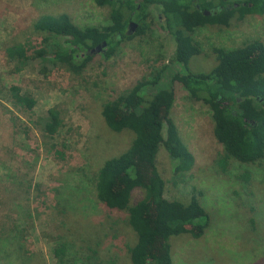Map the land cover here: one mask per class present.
<instances>
[{
  "label": "rangeland",
  "instance_id": "1",
  "mask_svg": "<svg viewBox=\"0 0 264 264\" xmlns=\"http://www.w3.org/2000/svg\"><path fill=\"white\" fill-rule=\"evenodd\" d=\"M110 9V2L97 6L93 0H0V235L7 236L13 227H19L28 264H57L53 249L58 240L70 243L71 251L80 250L83 257L93 249L104 261L131 264L124 244L132 246L137 238L125 212L109 214L93 194V202L62 214L58 196L63 175L70 168L96 171L133 141L131 131L110 129L102 115V104L175 58L176 41L165 28L161 8L152 7V31L122 41L109 59L99 56L86 62L81 77L65 69L67 58L60 59L59 65H48L44 73L33 58L34 51L45 45L43 36L33 27L42 14L59 16L66 24L84 25L109 18ZM92 38L93 48L101 45L100 35L93 33ZM194 39L201 45V52L194 55L190 66L205 71L215 63V46L264 41V14H248L241 20L225 17L202 26ZM9 48L14 50L13 55L8 53ZM180 68L177 65L173 70ZM11 85L31 94L35 107L30 110L17 105ZM51 107L60 111L63 120L57 133L39 122ZM114 115L119 117L121 113L114 110ZM170 115L192 154V165L176 172L162 146L156 167L140 164L145 181L152 182L157 173L161 174L168 197L189 201L195 195L204 200L211 217L210 226L200 237L193 228L170 239L174 264H263L259 233L240 227L246 228L247 217L239 214L237 201L230 209L226 205L233 189L240 190L234 173L241 168L232 167L225 173L220 169L218 161L224 149L215 137L210 107L177 88ZM263 185L255 180L253 187L260 190ZM135 197H142L141 190ZM156 205V200L149 204L152 221ZM256 243L261 257L255 251ZM150 252L161 256L163 245L155 244ZM26 261L22 259V264Z\"/></svg>",
  "mask_w": 264,
  "mask_h": 264
},
{
  "label": "trees",
  "instance_id": "2",
  "mask_svg": "<svg viewBox=\"0 0 264 264\" xmlns=\"http://www.w3.org/2000/svg\"><path fill=\"white\" fill-rule=\"evenodd\" d=\"M93 1L97 6L110 2L109 18L84 25L66 24L52 14H42L35 20L33 27L45 42L34 51L33 57L41 73L48 65H59L60 59L67 58L63 65L65 69L81 77L86 62L99 56L109 59L116 54L122 41L152 31V7L157 5L161 8L166 30L176 41V54L169 64L136 79L125 92L103 102L102 115L110 129L131 131L134 139L125 151L107 158L96 171L89 167H72L66 171L58 196L60 212L65 214L86 206L85 203L94 201L91 198L94 194L96 202L109 214H127V223L137 238L132 246L124 244L131 264H174L170 239L193 228L198 230L195 235L200 237L210 226L209 211L204 200L195 195L189 201L168 197L164 177L157 173L152 182H146L140 164L149 163L156 167L163 146L176 172L192 165V154L170 115L176 90L183 88L190 98L211 109L214 134L224 149L218 161L220 169L225 173L232 167L241 168L234 173L240 190L233 189L226 205L230 209L237 201L239 214L247 217L246 228L240 227L248 232H258L259 244L264 248V185L260 190L253 187L255 180L264 184V41L255 39L237 47L215 46V63L211 67L197 71L190 66L194 55L201 52V45L194 39L198 29L218 23L225 17L241 20L248 14L263 15L264 0ZM129 21L137 23L135 33L127 32ZM93 33L101 36L102 43L107 42L105 51L90 53ZM7 50L14 54L12 48ZM177 65L180 70H173ZM9 89L17 105L30 110L35 107V98L22 92L20 86L11 85ZM114 110L121 115L116 117ZM46 113L39 119L40 124L57 133L63 125L60 111L51 107ZM138 190L142 192L141 198L135 197ZM152 200L157 201L153 221L148 216ZM21 232L16 226L11 229V234L0 235V250L4 253L0 262L22 264V259H26L29 263V256L24 254L25 241L21 239ZM155 244L163 245L161 256L151 254ZM259 244L255 251L261 257ZM90 251L85 257L80 250L73 253L70 243L64 240H58L53 249L57 264L113 263L112 260L99 259L96 250ZM262 257L261 263L264 264Z\"/></svg>",
  "mask_w": 264,
  "mask_h": 264
},
{
  "label": "water",
  "instance_id": "3",
  "mask_svg": "<svg viewBox=\"0 0 264 264\" xmlns=\"http://www.w3.org/2000/svg\"><path fill=\"white\" fill-rule=\"evenodd\" d=\"M237 5H238V4L236 3L235 6H237ZM206 14H209V12L206 11ZM106 46H107V42L104 41V42L102 43V45H99V46H97L96 48H92V49L90 50V53H92V54H94V53H99V52L103 51V50L105 49Z\"/></svg>",
  "mask_w": 264,
  "mask_h": 264
},
{
  "label": "flooded vegetation",
  "instance_id": "4",
  "mask_svg": "<svg viewBox=\"0 0 264 264\" xmlns=\"http://www.w3.org/2000/svg\"><path fill=\"white\" fill-rule=\"evenodd\" d=\"M137 29H138L137 23H135L134 21H129L127 32L130 34L132 32H135ZM119 38L120 39L122 38L120 34H119ZM101 45H102V43H101ZM103 51H105V50H103Z\"/></svg>",
  "mask_w": 264,
  "mask_h": 264
}]
</instances>
